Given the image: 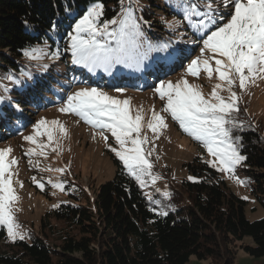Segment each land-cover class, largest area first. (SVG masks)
<instances>
[{
	"label": "trees",
	"instance_id": "1",
	"mask_svg": "<svg viewBox=\"0 0 264 264\" xmlns=\"http://www.w3.org/2000/svg\"><path fill=\"white\" fill-rule=\"evenodd\" d=\"M93 2L103 4L101 20L120 17L121 0H0V76L9 87L0 104V144L24 133L39 113L63 106L60 97L67 98L82 87L110 93L118 87L139 91V84H143L151 91L156 84L148 85L138 80L139 76L155 83L159 74L172 77L183 71L180 64L184 57L195 59L197 44L190 41L196 37L182 21L179 0H123V7H131L138 22L160 25L163 39L150 35L149 40L154 46L170 42V57L156 64L162 51H153L151 66L135 71L134 76H130L134 68L122 65L104 75L106 81H101L97 72L89 78L87 69L72 66L66 50L69 23L81 18ZM171 18L180 21V29L167 27ZM177 39L180 45H176ZM43 45L48 58L30 60L25 56L26 50ZM57 49L61 55L52 59L50 53ZM113 77L121 79V85ZM109 81L113 83L107 84ZM241 120L244 130L233 135L242 137L240 151L246 157L242 163L253 173L252 194L264 209L263 129L245 117ZM113 163L112 180L99 186L92 200L83 197L80 189L64 187L67 199L41 217V236L31 234L28 241H9L0 226V264H187L191 257L209 264H234L239 250L253 258L264 257V216L248 221L245 202L227 193L219 174L198 159L187 165L198 180L183 181L181 192L175 195L176 204L184 194L186 205L166 215L151 206L120 161L113 159ZM49 220L62 228L52 226ZM44 231L56 233V244L47 243ZM247 239L251 244L245 242Z\"/></svg>",
	"mask_w": 264,
	"mask_h": 264
},
{
	"label": "snow or ice",
	"instance_id": "2",
	"mask_svg": "<svg viewBox=\"0 0 264 264\" xmlns=\"http://www.w3.org/2000/svg\"><path fill=\"white\" fill-rule=\"evenodd\" d=\"M220 5L228 9L227 17L221 14ZM177 6L182 12V21L187 22L196 37L190 42L201 45L200 55L191 59L185 75L199 78L203 71L209 79L215 74L219 82L207 97L199 86L189 84L184 78L175 83L161 80L154 91L161 101H165L162 112L167 113L190 137L201 142L208 154L214 157L208 162L209 166L221 172L234 173L246 159L240 151L242 137L233 135L245 127L236 116L240 97L234 86L238 82L239 89L243 91L249 83L264 79V0H219V3L217 0H179ZM102 16L103 4L93 2L69 33L67 50L74 65L93 73L102 69L110 74L117 65L139 70L153 51H166L170 47V42L158 46L148 42L141 22L131 7H123V0L118 19L103 21ZM179 25L180 21H172L167 27L175 31ZM24 54L30 60H40L48 55L44 49L36 48L26 50ZM50 55L57 59L61 53L57 49ZM27 75L30 77L31 73ZM117 91L123 93L124 89ZM223 91L228 93L227 98L220 94ZM60 111L74 114L98 129L105 141L108 140L105 132H110L119 146L112 151L141 187L145 185L146 177H150L153 184L156 182L158 177L152 176V164L148 159L152 150L142 147L150 141L141 133L146 126L158 138L160 130L167 128L161 113L152 109L151 118L145 124L142 108L133 110L130 100L117 99L97 87H82L68 95ZM57 128L62 135H67L66 128L59 121L42 119L35 125V135L24 139L36 145L40 149L39 154L46 158L44 149L52 145ZM39 136H46L48 142L38 143ZM57 148L58 145L52 147V151L56 152ZM10 152L11 149L0 150V225L7 227L9 238L15 241L25 237L14 220V206L19 197L13 187L15 173L11 168L18 161L8 159ZM29 154H36V149L25 153ZM56 171L63 172L64 169ZM53 186L64 191L61 183ZM38 187L43 190L44 185L40 183Z\"/></svg>",
	"mask_w": 264,
	"mask_h": 264
},
{
	"label": "rangeland",
	"instance_id": "3",
	"mask_svg": "<svg viewBox=\"0 0 264 264\" xmlns=\"http://www.w3.org/2000/svg\"><path fill=\"white\" fill-rule=\"evenodd\" d=\"M217 3H219V0H217ZM220 10H222V14L225 13L223 15L227 17L228 9L220 5ZM79 19L80 18L69 23L71 32ZM172 21L177 20L171 18L170 22ZM142 24L144 38L148 42L151 43L149 40L150 35H153L155 39H163L158 23L142 22ZM180 27L181 24L176 29L178 30ZM64 29L65 27H63V30ZM53 31H56L55 28H53ZM54 40L56 43L57 38H54ZM180 44L181 41L177 39L176 45ZM200 46L201 45L198 44L195 46L197 48L194 49L196 57L200 55ZM39 49H44L45 52L48 53L47 46L45 45L41 46ZM170 52L171 45L166 51H162L160 56L157 57L159 59H156L154 63L163 64L164 60L170 57ZM66 53L70 58L72 66H77L72 63L71 53L68 50H66ZM4 54L7 55L8 52H4ZM153 61V55L151 53L148 59L144 61L141 68L139 70H132L130 76H134L135 74L133 73H135V71L139 73L148 66H151L150 64H152ZM182 61L180 66L182 65L185 69L183 71L180 70L182 72L179 71L178 74L175 73V76L170 77L167 74L161 76L159 74L155 83L152 82L150 78L147 80L142 76H139L140 78L138 80H145L144 82L148 85L156 84L155 86H158L161 80H170L175 83L181 78H184L187 79L189 84L199 86L205 97L209 96L213 86L219 82L216 75L214 74L211 79H209L207 74L203 71H201L199 78L185 75L190 60H188V56H186ZM171 62H173V60H171ZM49 63H55V61H50ZM212 63L214 66V61ZM120 66L122 65H117L116 69ZM96 72L100 79H103L101 81H106L104 79V75L107 74L106 72L102 69H98ZM96 72L93 73L88 71L87 76L93 79ZM85 73L86 71L84 70V74ZM168 73L170 74L171 70H169ZM155 74L156 71L153 72V75ZM115 79L118 85H121V79ZM110 83L112 84L113 81L107 82V84ZM146 87V85L139 84V91L124 89L123 93H121L113 89L112 92L107 93L120 100H130V107L133 110L142 108L145 115V124L151 118L152 109L165 117L167 128L160 130L158 138L157 134H154L146 126L142 129L141 133L142 136L147 135L149 138L150 143L142 147L152 150L151 156L148 157L152 164L151 174L154 177H158V179L153 184L151 178L146 177V183L143 187H141L137 181L136 182L144 196L150 201L151 206H155L157 209L159 208L161 213H166L167 211H173L177 206L183 207L186 205L184 194L179 195V203L175 204L174 202L177 191H179V193L181 192L180 184L183 181L196 182L198 180L188 171V164L198 159L214 172L219 174L221 171H218L215 167L209 166L208 162L213 161L214 157L208 154L201 142L190 137L167 113L162 112L165 101L160 100L158 94L154 91V87H151V91H146ZM234 90L240 97L238 101L239 112L236 113L237 119L239 121H242L241 118L243 117L249 119L254 125L262 127L264 133V79H257L255 83H249L247 88L243 91L239 89L237 82V85L234 86ZM74 91L75 90H73V92ZM8 93V83L0 76V104L3 101V95ZM220 94L226 98L228 96L226 91ZM60 99H63L62 104H64L67 98L60 97ZM63 106L39 113L35 118L34 124L24 133L0 144V150L11 149L8 155L9 160L15 159L18 161V164L13 165L11 168V171L15 173L13 176V187L16 195L19 197L18 202L14 206V220L15 223L20 225L19 231L25 237L23 240L26 241L29 240V235L31 234L41 236V217H44L47 212L55 208L58 203L67 199L65 192L53 185L61 183L63 187L68 185L69 187L80 189L83 192V197H88L92 200L97 188L112 180L115 173L113 159L120 161L112 151V148H118L119 146L116 144L110 132H105V135L108 136V140L105 141L99 135L98 129L92 128L74 114L62 113L60 108ZM13 108L19 113L22 112L15 104H13ZM42 119L48 122L59 121L67 130V135H62L58 128L55 129V138L52 145L44 149L47 153L46 158L39 154L40 149L37 148L36 145L30 144L24 139L26 136L35 135V125ZM40 131L43 130L41 129ZM37 142L47 143V137L39 136L37 137ZM57 145V151L53 152L52 147H57ZM32 148L36 149V154L25 155V153ZM47 169H51V171ZM56 169H64V171L58 172ZM247 170L248 169L243 163H241L235 168L234 173L225 172L237 176L234 180L229 179L226 175L222 176L221 179L224 181L227 193H231L245 202V217L248 221L253 222L264 216V209L259 206L255 196L252 194V186L254 185L253 173H248ZM34 177L35 181L33 180ZM238 181H243L244 183L241 184L238 183ZM40 183L44 185L43 190L38 187ZM173 193L174 196H172ZM50 224L58 229L62 228V224L56 223L53 220L50 221ZM0 226L5 228L7 239L13 241L8 236L7 227L5 225ZM42 236H45L49 245H54L57 242V236L54 231L50 233L44 231ZM16 240L20 239L17 238ZM245 242L251 244V241L248 239L245 240ZM187 264H209V262H200L196 258L191 257ZM234 264H264V257L253 258L239 250L235 254Z\"/></svg>",
	"mask_w": 264,
	"mask_h": 264
},
{
	"label": "bare ground",
	"instance_id": "4",
	"mask_svg": "<svg viewBox=\"0 0 264 264\" xmlns=\"http://www.w3.org/2000/svg\"><path fill=\"white\" fill-rule=\"evenodd\" d=\"M227 176L229 179H231V180H234L235 178H236V176L235 175H231V174H229V173H225V172H220L219 173V177H222V176Z\"/></svg>",
	"mask_w": 264,
	"mask_h": 264
}]
</instances>
